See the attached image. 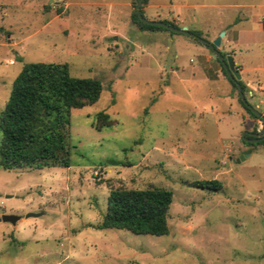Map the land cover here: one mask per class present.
Returning a JSON list of instances; mask_svg holds the SVG:
<instances>
[{"label":"rangeland","instance_id":"1","mask_svg":"<svg viewBox=\"0 0 264 264\" xmlns=\"http://www.w3.org/2000/svg\"><path fill=\"white\" fill-rule=\"evenodd\" d=\"M136 1L0 0V110L24 62L66 63L71 75L103 86L95 103L71 110L68 167H0V216L17 217L0 220V264H264V145L241 138L262 122L210 49L133 23ZM151 1L142 4L145 18L186 26L168 14L173 8L156 5L170 0ZM191 1L204 4L192 13L205 23L188 29L212 41L222 13L218 49L242 68L231 22L246 16L252 25L263 8L223 4L263 0ZM209 1L222 6L204 7ZM257 33L242 46L244 74L263 85L264 31ZM243 94L256 108L248 87ZM98 111L114 123L96 128ZM214 178L222 188L192 185ZM150 186L172 191L167 234L97 228L111 187Z\"/></svg>","mask_w":264,"mask_h":264},{"label":"trees","instance_id":"2","mask_svg":"<svg viewBox=\"0 0 264 264\" xmlns=\"http://www.w3.org/2000/svg\"><path fill=\"white\" fill-rule=\"evenodd\" d=\"M146 2L143 0L142 4ZM131 20L141 30H169L142 22L136 10L131 13ZM163 21L177 27L169 20ZM189 30L200 36L198 30ZM222 70L226 74L223 67ZM226 76L238 89L228 74ZM239 84L244 92L246 85L242 81ZM102 88L97 78L71 75L66 63L24 62L13 79L4 108L0 110V167H68L72 147L71 110L95 103ZM239 101L251 116L261 120L242 102L240 95ZM113 123L114 120L107 113L97 112L96 128L101 129ZM242 141L249 145H264V138L256 143ZM109 162L116 161L110 159ZM192 185L211 190L222 188V182L216 178L198 179ZM171 201L172 191L166 187H111L106 211L97 228L127 229L136 234H167Z\"/></svg>","mask_w":264,"mask_h":264},{"label":"crops","instance_id":"3","mask_svg":"<svg viewBox=\"0 0 264 264\" xmlns=\"http://www.w3.org/2000/svg\"><path fill=\"white\" fill-rule=\"evenodd\" d=\"M152 1L149 0V2H147V6H145L144 8H147L148 6H151ZM157 6H168L170 8H173V10H169L168 14L172 16V18H177L180 21L184 22V25L186 24V27L189 28L191 26H194L196 29H198V27L202 26L205 22V20L203 21V19L198 16H196L197 14L192 13L193 10L196 9L195 6H203V3H193L191 0H170L169 4H156ZM207 5L209 6H204V7H221V3H217V2H207ZM223 6H227V7H260L263 8L262 11L257 12L256 14L252 15V18H256L257 22L253 23L252 25H248V19L249 17H242L241 19H238L234 22H231L232 24V28L235 31V41H234V46L238 47L239 49L238 51V56L240 58V63L242 64V68H238L237 66H235V57L236 55H232L233 56V60H234V67L239 71L240 75H241V79L242 76L244 74V72L247 70L246 67V63L244 61L243 58V49L242 46L245 45V42H247L249 40V42H254L255 40L259 39V35L257 33V31H264V23H262V19L264 18V0L263 1H257L256 3H252V4H248L246 6H234V5H227V4H223ZM181 9H183L184 11L182 12ZM219 13V12H218ZM218 13H216L214 15V21L217 22V24L213 27H211V36H214V38L219 34V30H218V24L220 23V19H221V27L224 24V19H226V16H223L221 13V18L220 16H218ZM153 18V17H151ZM156 19L158 18H162L161 15L157 14L156 17H154ZM191 18V19H190ZM151 20H155V19H151ZM164 20V19H163ZM166 20V19H165ZM255 27H257V31L255 29ZM153 31V30H152ZM224 31V35L226 34L225 30H221ZM223 35V36H224ZM222 36V37H223ZM221 37V40H222ZM207 40V39H206ZM221 43V41H220ZM203 45V44H202ZM204 46V45H203ZM206 47V46H205ZM208 48V47H206ZM209 49V48H208ZM201 51V50H199ZM225 56V55H224ZM219 61V60H218ZM221 67L222 64H221ZM240 79V80H241ZM244 79L247 80L245 85L246 88H249V92L253 95L252 99L255 101V106L256 108H258V111L260 113H262V115H264V84H257L255 85L254 83H252L250 81V79L248 77H246V75L244 74ZM244 83V82H243ZM263 106L262 110H259L261 107Z\"/></svg>","mask_w":264,"mask_h":264},{"label":"water","instance_id":"4","mask_svg":"<svg viewBox=\"0 0 264 264\" xmlns=\"http://www.w3.org/2000/svg\"><path fill=\"white\" fill-rule=\"evenodd\" d=\"M142 2H143V0H137L136 4H135L136 14L142 22H144L146 24H153V25L161 26L163 28L172 30L176 33H182V34H186L188 36H191V37L195 38L196 40H198L204 46L208 47L212 51L213 58L219 60V62L222 64L223 68L225 69L226 74H228L230 79L234 83H236L242 102L254 114H256L257 116H259L261 118V122H262L261 128L256 132L244 131L241 135L242 140H244L245 142L255 143V142H258L259 139L264 138V115H262L256 108H254L247 101L243 92L241 91L240 84H239V81L241 79V75H240L239 71L234 67L233 56L231 54H226L224 56L220 52V50L218 49V47L220 45L221 37L224 35V31H220L219 34L212 41H208L205 38L191 32L186 26H182L179 28V27L172 26L171 24H169L163 20H150V19L145 18L143 16V14L141 13ZM241 158H243V155H240V157L237 159V161H239ZM16 218L17 217L15 215H10V214H3L0 216V220H3V221L14 222L16 220Z\"/></svg>","mask_w":264,"mask_h":264},{"label":"built area","instance_id":"5","mask_svg":"<svg viewBox=\"0 0 264 264\" xmlns=\"http://www.w3.org/2000/svg\"><path fill=\"white\" fill-rule=\"evenodd\" d=\"M262 23H264V18L262 19Z\"/></svg>","mask_w":264,"mask_h":264}]
</instances>
